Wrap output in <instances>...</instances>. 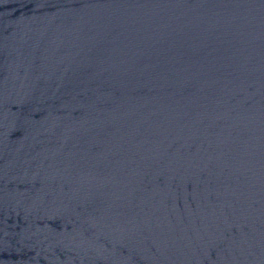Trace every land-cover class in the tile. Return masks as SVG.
I'll return each instance as SVG.
<instances>
[{"label":"water","instance_id":"95a60500","mask_svg":"<svg viewBox=\"0 0 264 264\" xmlns=\"http://www.w3.org/2000/svg\"><path fill=\"white\" fill-rule=\"evenodd\" d=\"M0 264H33L0 185Z\"/></svg>","mask_w":264,"mask_h":264}]
</instances>
